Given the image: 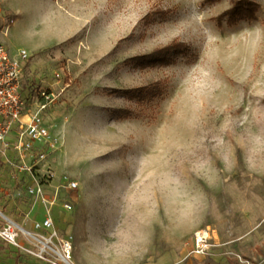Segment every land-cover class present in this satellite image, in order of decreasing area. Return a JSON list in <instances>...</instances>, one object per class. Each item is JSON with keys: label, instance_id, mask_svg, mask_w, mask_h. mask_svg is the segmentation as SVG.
Masks as SVG:
<instances>
[{"label": "rangeland", "instance_id": "obj_1", "mask_svg": "<svg viewBox=\"0 0 264 264\" xmlns=\"http://www.w3.org/2000/svg\"><path fill=\"white\" fill-rule=\"evenodd\" d=\"M235 1L0 0L26 108L57 96L33 172L57 239L26 234L49 238L46 206L0 146V232L23 247L0 237V264H66L62 241L68 264H264V0L230 22ZM201 228L215 246L187 257Z\"/></svg>", "mask_w": 264, "mask_h": 264}, {"label": "built area", "instance_id": "obj_2", "mask_svg": "<svg viewBox=\"0 0 264 264\" xmlns=\"http://www.w3.org/2000/svg\"><path fill=\"white\" fill-rule=\"evenodd\" d=\"M27 59L24 50L12 53L0 42V146L17 154L19 170L25 171L31 179L26 187V194L46 206L43 219L34 224V229L50 233L49 238L41 236L38 239L26 232L42 246L44 251L50 249L49 243L53 244L57 239L51 208L54 202L45 198L43 185L34 180L33 172L45 170L47 155L57 150L56 140L50 138L49 129L43 119L44 113L57 96L51 91H39L30 107L26 108V101L22 95L21 76ZM65 186L73 190L76 188V183L66 178ZM61 207L66 211L71 208L68 203H63ZM0 237L16 248L23 249L17 242L18 234L14 224L7 225L0 232ZM212 240L213 233L209 228L196 230L192 234V249L187 257L208 255L210 248L215 246ZM62 245L66 252L64 261L68 264L70 244L68 241H62Z\"/></svg>", "mask_w": 264, "mask_h": 264}, {"label": "trees", "instance_id": "obj_3", "mask_svg": "<svg viewBox=\"0 0 264 264\" xmlns=\"http://www.w3.org/2000/svg\"><path fill=\"white\" fill-rule=\"evenodd\" d=\"M209 1H212V0H209ZM235 9L236 11H232L230 14H228V20L231 22H233L234 18H237V17H242V19H249V20H253L255 18V11L251 10V5L249 4V2L247 0H236L235 1ZM226 14H224L223 16H226ZM229 264H237V262L235 260H230L228 262Z\"/></svg>", "mask_w": 264, "mask_h": 264}, {"label": "crops", "instance_id": "obj_4", "mask_svg": "<svg viewBox=\"0 0 264 264\" xmlns=\"http://www.w3.org/2000/svg\"><path fill=\"white\" fill-rule=\"evenodd\" d=\"M6 35V34H5ZM1 42V41H0ZM3 43V42H2Z\"/></svg>", "mask_w": 264, "mask_h": 264}, {"label": "water", "instance_id": "obj_5", "mask_svg": "<svg viewBox=\"0 0 264 264\" xmlns=\"http://www.w3.org/2000/svg\"><path fill=\"white\" fill-rule=\"evenodd\" d=\"M0 215H1V213H0ZM2 216V215H1Z\"/></svg>", "mask_w": 264, "mask_h": 264}]
</instances>
